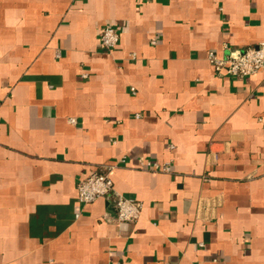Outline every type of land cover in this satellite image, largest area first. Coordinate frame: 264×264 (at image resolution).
<instances>
[{"label":"crops","instance_id":"crops-1","mask_svg":"<svg viewBox=\"0 0 264 264\" xmlns=\"http://www.w3.org/2000/svg\"><path fill=\"white\" fill-rule=\"evenodd\" d=\"M262 40L264 0H0V264H264V68L207 58ZM110 164L135 221L78 199Z\"/></svg>","mask_w":264,"mask_h":264},{"label":"built area","instance_id":"built-area-1","mask_svg":"<svg viewBox=\"0 0 264 264\" xmlns=\"http://www.w3.org/2000/svg\"><path fill=\"white\" fill-rule=\"evenodd\" d=\"M120 41L119 31L112 26H105L101 34V43L106 50L113 49ZM218 74L231 76H247L259 72L264 68V40L256 45L242 49H232L226 56L220 57L211 50L207 56ZM70 122H76L70 118ZM142 167L169 171L170 165L160 164L156 161L139 158ZM115 164L104 165L87 176L80 179L77 186L78 199L83 204H90L99 198L112 194L113 202L117 209L118 219L121 222H132L141 215V203L118 192L114 188L111 177Z\"/></svg>","mask_w":264,"mask_h":264}]
</instances>
